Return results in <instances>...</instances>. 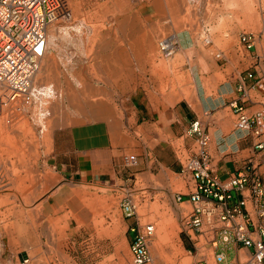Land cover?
Wrapping results in <instances>:
<instances>
[{"label":"rangeland","instance_id":"obj_1","mask_svg":"<svg viewBox=\"0 0 264 264\" xmlns=\"http://www.w3.org/2000/svg\"><path fill=\"white\" fill-rule=\"evenodd\" d=\"M147 1L70 0L71 16L49 27L50 39L52 30L56 37L33 77V99L11 102L0 84V264H134L129 217L121 207L125 198L137 205L134 223L156 224L153 259L146 264H195L175 200L190 179L169 170L155 175L159 167L154 162L148 164L150 177L136 175L144 149L127 128V110L84 108L101 101L120 108L133 97L164 106L182 100L197 109L208 106L225 84L251 68L240 33L259 30L238 29V1L230 0L224 6L230 17H222L220 1H200L189 6L182 27L157 33L155 20L144 15ZM216 11L221 17L211 24L207 15ZM185 28L191 34L184 40L180 34L177 53L163 57L158 40ZM197 111L206 119L207 110ZM97 123L113 136L120 182L67 175L84 166L82 134ZM253 137L244 132L241 139ZM176 150L184 161L188 151L182 142ZM130 153L139 155V163L125 167L123 156ZM16 164L20 178L8 180ZM17 177L20 184L12 188ZM182 206L192 209L188 203ZM205 252L209 264H216L212 250Z\"/></svg>","mask_w":264,"mask_h":264},{"label":"built area","instance_id":"obj_2","mask_svg":"<svg viewBox=\"0 0 264 264\" xmlns=\"http://www.w3.org/2000/svg\"><path fill=\"white\" fill-rule=\"evenodd\" d=\"M71 13L70 0H0V84L5 88L6 99L14 103H29L33 99L32 80L49 50V27L61 18L70 17ZM259 38L253 31L240 34L242 46L249 51L256 49ZM205 40L211 41L208 36ZM180 46L177 32L167 33L158 40V50L165 58L173 57ZM263 56L261 48L257 57ZM248 80L254 81L253 86L264 97V68L248 69L241 76L239 91L242 96L231 102L235 128L260 138L256 146L264 149V103L252 112L247 109ZM190 133L198 138L199 148L182 161L183 172L189 175L190 182L185 191L177 193L175 200L184 232L194 242L198 253L196 264H209L206 247L212 250L216 264H225L226 249L232 244L251 249L245 264H264L262 174L249 160L241 171L222 178L212 162L208 129L197 119ZM138 163V154L123 156L125 167ZM183 203L190 204L192 209L188 212ZM121 207L124 216L137 215L133 200L125 198ZM131 230L134 233L130 243L133 263L152 262L150 242L156 224L137 220Z\"/></svg>","mask_w":264,"mask_h":264},{"label":"crops","instance_id":"obj_3","mask_svg":"<svg viewBox=\"0 0 264 264\" xmlns=\"http://www.w3.org/2000/svg\"><path fill=\"white\" fill-rule=\"evenodd\" d=\"M200 1L204 2V4L220 1L218 3L222 6L220 9H223L222 17L231 16L226 14L227 10L224 11L226 9L224 6L230 0H148L144 15H150L155 20L157 23L155 27L160 28L156 32L159 33L161 29L182 27L183 19L189 6L196 5ZM236 1H238V29H243V27L258 29L259 33L257 34L260 36L258 43H261L264 41V0ZM217 11L210 16L207 15L213 20L211 24H215V18L221 17V13H217ZM203 20L204 24L206 19ZM177 33L181 43L180 34L182 35V40H184L185 35L191 34V30L185 28ZM261 48L263 47L261 46ZM260 49L257 45L256 49L247 50L250 52L248 58L252 69L264 68V56L261 58L257 57ZM244 72H240V76L235 78L236 80L234 79L233 82L225 84L218 94L213 96V101L201 109L195 108L185 100L179 101L172 106H164L153 104L145 98L133 97L124 102L120 108L118 105V107L114 106L113 103L101 101L93 106H87L84 110H127V128L144 149L140 157V166L138 168L140 171L135 173L136 175L146 174L147 177H150L148 164L149 162H154L156 167H159V171L155 175H159L161 171L166 172L169 170L189 178V175L183 172L182 159L178 156L176 145L182 142L184 148L188 151V155H192L198 150V138L191 135L190 129L193 122L199 119L211 134L210 150L213 157L212 162L216 172L222 178H228L230 175L238 173L249 160H252L264 179V149H259L256 146L260 138L253 137L249 141L241 139L245 131L235 130V113L231 102L242 96V92L239 91V84ZM247 83L249 100L246 106L252 112L262 107L264 97L253 86V80H248ZM197 110H207L205 111L206 119L201 117ZM210 110L215 111L211 113L209 112ZM225 110H230V113L223 117L222 112ZM103 128L102 123H97L94 129L84 128V133L82 134L84 143L81 148L86 157L84 160L85 164L80 172L72 170L67 173L68 176L72 175L74 177L75 174L80 173L81 179L85 181L101 183H111L112 181L117 183L121 181V178H123L122 169L117 167L119 162H116L115 158H113L116 151L112 147L113 136ZM63 166L67 169V164L64 163ZM230 203H233V201ZM128 223V231L132 239L134 233L131 229L134 225V217L128 218ZM189 247L190 251L194 249L197 262L199 257L193 241ZM225 253V264H245L251 249L241 244H232L226 249Z\"/></svg>","mask_w":264,"mask_h":264},{"label":"bare ground","instance_id":"obj_4","mask_svg":"<svg viewBox=\"0 0 264 264\" xmlns=\"http://www.w3.org/2000/svg\"><path fill=\"white\" fill-rule=\"evenodd\" d=\"M48 35H49V43H50V41H52V40L55 39V37H56L55 35H56V34H55V32L52 30V31H51V39H50V32H49ZM13 107H14V106H13ZM14 111H17V110H14ZM24 164H25V163H24ZM24 164H23V165H24ZM18 166H19L18 164L14 165V167H13V169H12V171H13L14 174H13L12 176L10 175L9 179L7 178L8 180H14V177H15V176H18V177H19V175H18V171H17V170H18V169H17ZM22 167H23V166H22ZM26 167H27V166H26ZM28 167H29V166H28ZM10 170H11V169H10ZM31 170H33V168H31ZM5 171H6V170H5ZM12 171H11V172H12ZM8 172H10V171H8ZM27 173H28V169H27ZM31 173H32V172H31ZM11 174H12V173H11ZM6 175H8V174H6ZM32 175H33V174H32ZM13 176H14V177H13ZM4 177H5V176H4ZM18 177H17V178H18ZM2 178H3V177H2ZM5 178H6V177H5ZM19 178H20V177H19ZM19 178H18L15 182H14V181L12 182V188H16V185H17L18 183L20 184V179H19ZM21 182H22V181H21ZM22 183H23V182H22ZM23 185H24V184H23ZM17 186H18V185H17ZM19 186H20V185H19ZM27 186H28V185H27ZM9 197H10V196H9ZM6 199H7V198H6ZM5 201H6V200H5ZM8 201H9V200H8ZM14 208L16 209L15 206H14ZM9 210H10V209H9ZM12 210H13V207H12ZM10 211H11V210H10ZM11 214H12V213H11ZM11 230H12V229H11ZM8 232H9V231H8ZM11 235H13V234H11ZM10 238H11V237H10ZM12 239H15V237L12 236ZM25 239H27V238L25 237ZM26 241H27V240H26ZM15 242H16V240H15ZM17 242H18V241H17ZM17 242H16V244H18ZM10 243H11V242H10ZM12 243H13V242H12ZM38 251H39V250H38Z\"/></svg>","mask_w":264,"mask_h":264}]
</instances>
